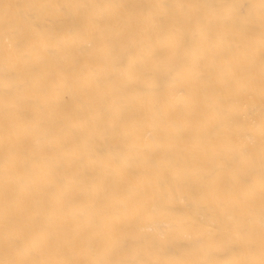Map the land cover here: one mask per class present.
<instances>
[{
	"label": "bare ground",
	"instance_id": "6f19581e",
	"mask_svg": "<svg viewBox=\"0 0 264 264\" xmlns=\"http://www.w3.org/2000/svg\"><path fill=\"white\" fill-rule=\"evenodd\" d=\"M0 264H264V0H0Z\"/></svg>",
	"mask_w": 264,
	"mask_h": 264
}]
</instances>
